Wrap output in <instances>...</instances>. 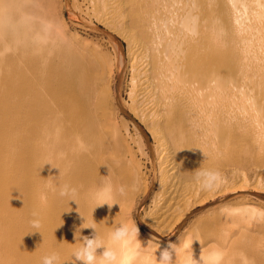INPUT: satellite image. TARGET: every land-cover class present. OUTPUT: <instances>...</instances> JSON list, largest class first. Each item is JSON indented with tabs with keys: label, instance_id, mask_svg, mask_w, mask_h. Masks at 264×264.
Returning <instances> with one entry per match:
<instances>
[{
	"label": "bare ground",
	"instance_id": "1",
	"mask_svg": "<svg viewBox=\"0 0 264 264\" xmlns=\"http://www.w3.org/2000/svg\"><path fill=\"white\" fill-rule=\"evenodd\" d=\"M66 7L70 24L46 0H0V264L53 253L69 264L77 209L92 221L90 193L105 179L127 194L121 208L95 210L101 234L142 206L153 242L199 236L195 259L219 247L224 264H264V209L250 197L264 199V0ZM96 31L102 38L89 40ZM120 78L132 127L118 119L129 114ZM201 170L222 180L204 188ZM64 183L79 205L59 196ZM33 212L43 235L29 234ZM152 245L158 257L169 248Z\"/></svg>",
	"mask_w": 264,
	"mask_h": 264
},
{
	"label": "clouds",
	"instance_id": "2",
	"mask_svg": "<svg viewBox=\"0 0 264 264\" xmlns=\"http://www.w3.org/2000/svg\"><path fill=\"white\" fill-rule=\"evenodd\" d=\"M46 164H51V162ZM60 175H62L61 170ZM195 178L198 182H202V187L204 188H210L214 183L222 180L219 172L208 170L197 171ZM209 181H211V183ZM58 187L59 196L61 198H67L69 205L72 201L79 205L77 199L79 193L77 188L67 183L61 184ZM126 194V190L123 186L116 187L109 179H105L91 191V198L96 202V207L92 212V221L89 222L88 218L80 213L78 207L77 211L84 222L75 231L76 242L74 244L71 243L74 247L71 253L72 259L69 264H153V262L154 264H224L226 253L225 250L219 247L211 250L202 248L200 258H194L192 246L195 241L200 242L199 236L195 239L192 237L187 238L179 247L175 244H170L169 248L163 250L158 257L153 254L152 240H149L147 247H145L143 242L139 239V227L133 220L127 222L121 221L119 224L114 222V226L108 232L101 234L98 230V225L103 223L106 219L97 223L94 219L95 210L104 205H108L109 209H111L113 206L119 204L121 208L120 201L117 200L116 197L117 195L125 197ZM32 215L34 218L30 221V227L35 231L29 234L38 232L43 235L40 231L43 227L42 219L36 212H33ZM141 221L145 222L143 217ZM83 229H93L94 233L91 237L84 236L82 235ZM159 247L160 246H157L155 248L156 253ZM99 249H103V251L98 252ZM173 253H175V259L173 258ZM59 260V255L53 253L44 256L42 264H59Z\"/></svg>",
	"mask_w": 264,
	"mask_h": 264
},
{
	"label": "rangeland",
	"instance_id": "3",
	"mask_svg": "<svg viewBox=\"0 0 264 264\" xmlns=\"http://www.w3.org/2000/svg\"><path fill=\"white\" fill-rule=\"evenodd\" d=\"M56 2V3H53V2ZM46 2H47V4L49 5V6H51L53 9H57V11H59L60 12V14L62 15V17H63V19H65V21L67 22V23H71V18H70V16H71V12H70V10L66 7V4L68 3V0H46ZM63 5H62V4ZM54 4H56L57 5V7H56V5H54ZM54 7H56V8H54ZM61 7H63V8H61ZM63 11V12H62ZM66 12V13H65ZM68 14H69V16H68ZM67 17V18H66ZM79 29V28H78ZM81 29H79V31H80ZM82 31H80V33H81ZM84 32V31H83ZM86 34H89L87 31L85 32ZM96 33H98L97 35H93V34H91L92 35V37H88L89 38V40L90 39H93V40H100L102 37V35L100 34V32H98V31H96ZM82 34V33H81ZM83 37H84V35H82ZM125 49H126V44H125ZM128 78V77H127ZM126 78V80L128 81V79ZM121 78H120V80L117 82V86L115 87V90H117L118 91V99H119V101L120 102H123L122 103V105H124L123 106V108L125 109V112H127V113H129L128 115L127 114H125L124 112H121V111H119V117H118V119H120V117H123V118H126V120L128 121V123H129V127L133 124L132 123V119H131V117H129L130 115H132V113L130 114V109L128 108V105L125 103V100H127L128 101V96H126L127 95V93H128V83L126 82L125 84H123V83H121ZM126 87V88H125ZM122 97V98H121ZM122 99V100H121ZM126 107H127V109H126ZM132 127V126H131ZM144 128H145V130H146V127L145 126H143ZM130 130H134L133 128H131ZM131 133H133V132H131ZM148 134V136H149V138H150V142H148V144H149V146H150V148L152 149V147H153V144H154V139H153V137L151 136V134L150 133H147ZM150 150V149H149ZM239 194H236V195H233V197H236V196H238ZM250 197L252 198V201L251 202H253L254 204H256V206H257V208H261V209H264V199L263 198H261V197H259V196H257L256 194H251L250 195ZM257 202V203H256ZM142 207V206H141ZM141 207H139V211L137 212V215H136V218L133 220V221H135L136 223H138L137 225H138V227H139V232H140V236H139V239L143 242V244L145 245L146 243L148 244V241L147 240H152L151 239V235H150V233L148 232V230L146 229V227H145V225H144V223L141 221V213H142V211H141ZM205 214L203 211L202 212H198V213H196L195 215H194V217H192V218H190L189 220H191V219H196V218H198L199 216H201L202 214ZM144 225V226H143ZM184 229L185 228H183L182 227V229H181V231L178 233V236H182L183 235V232H184ZM177 238V237H176ZM176 238L174 239V240H172V241H169L168 243L167 242H163V241H156L155 240V242H156V245L157 246H162V244H166L167 246H169L170 244H174V241L176 240ZM155 242H153L152 241V244L153 243H155ZM160 247H159V249H160Z\"/></svg>",
	"mask_w": 264,
	"mask_h": 264
}]
</instances>
